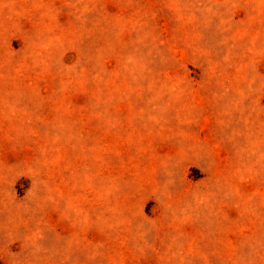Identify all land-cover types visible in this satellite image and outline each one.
Listing matches in <instances>:
<instances>
[{
	"label": "rangeland",
	"instance_id": "obj_1",
	"mask_svg": "<svg viewBox=\"0 0 264 264\" xmlns=\"http://www.w3.org/2000/svg\"><path fill=\"white\" fill-rule=\"evenodd\" d=\"M0 264H264V0H0Z\"/></svg>",
	"mask_w": 264,
	"mask_h": 264
}]
</instances>
